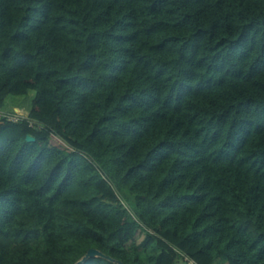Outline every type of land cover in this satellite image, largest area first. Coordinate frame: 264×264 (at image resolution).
<instances>
[{
  "label": "trees",
  "instance_id": "16d2710c",
  "mask_svg": "<svg viewBox=\"0 0 264 264\" xmlns=\"http://www.w3.org/2000/svg\"><path fill=\"white\" fill-rule=\"evenodd\" d=\"M28 110L0 264H264V0H0V111Z\"/></svg>",
  "mask_w": 264,
  "mask_h": 264
},
{
  "label": "water",
  "instance_id": "95a60500",
  "mask_svg": "<svg viewBox=\"0 0 264 264\" xmlns=\"http://www.w3.org/2000/svg\"><path fill=\"white\" fill-rule=\"evenodd\" d=\"M28 142H34L35 139L32 137H28L27 138ZM95 258H103V259H107L109 261H111L114 264H125L121 261H117L111 257H108L107 255H105L103 252H101L98 249H91L79 262H77L76 264H85L86 262H88L90 259H95Z\"/></svg>",
  "mask_w": 264,
  "mask_h": 264
},
{
  "label": "built area",
  "instance_id": "2783aa9c",
  "mask_svg": "<svg viewBox=\"0 0 264 264\" xmlns=\"http://www.w3.org/2000/svg\"><path fill=\"white\" fill-rule=\"evenodd\" d=\"M24 119H29V113L26 112L24 116H15V115H11L7 112H3L0 111V124H3L4 122H13V123H19L20 121L24 120ZM31 127L34 126V123L30 124ZM42 127V126H40ZM185 261L188 262V264H195L192 261H189L187 258L185 259Z\"/></svg>",
  "mask_w": 264,
  "mask_h": 264
},
{
  "label": "rangeland",
  "instance_id": "374dc122",
  "mask_svg": "<svg viewBox=\"0 0 264 264\" xmlns=\"http://www.w3.org/2000/svg\"><path fill=\"white\" fill-rule=\"evenodd\" d=\"M122 200H123V203L126 206V208L130 211V213L134 214V212H133V210H134V201L132 199H131L132 200L131 201L128 198H125V197H123ZM128 247H129V245H128ZM152 252H153V250L146 251V252L143 251V250H139V254L141 255L142 258H145L146 253H152Z\"/></svg>",
  "mask_w": 264,
  "mask_h": 264
},
{
  "label": "clouds",
  "instance_id": "9594fccd",
  "mask_svg": "<svg viewBox=\"0 0 264 264\" xmlns=\"http://www.w3.org/2000/svg\"><path fill=\"white\" fill-rule=\"evenodd\" d=\"M26 112H28V113L30 114L29 110H28V111H26Z\"/></svg>",
  "mask_w": 264,
  "mask_h": 264
}]
</instances>
